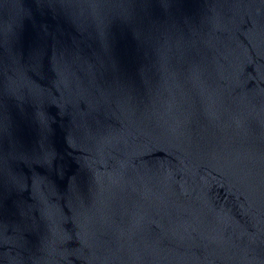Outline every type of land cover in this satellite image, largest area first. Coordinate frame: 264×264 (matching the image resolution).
Segmentation results:
<instances>
[{"label":"water","instance_id":"1","mask_svg":"<svg viewBox=\"0 0 264 264\" xmlns=\"http://www.w3.org/2000/svg\"><path fill=\"white\" fill-rule=\"evenodd\" d=\"M0 264H264V0H0Z\"/></svg>","mask_w":264,"mask_h":264}]
</instances>
